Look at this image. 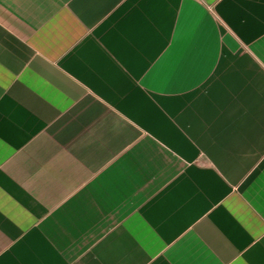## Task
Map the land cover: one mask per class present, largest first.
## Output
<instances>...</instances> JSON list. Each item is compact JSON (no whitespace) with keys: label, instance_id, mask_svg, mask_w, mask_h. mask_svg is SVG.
<instances>
[{"label":"crops","instance_id":"0c3cea01","mask_svg":"<svg viewBox=\"0 0 264 264\" xmlns=\"http://www.w3.org/2000/svg\"><path fill=\"white\" fill-rule=\"evenodd\" d=\"M0 264H264V0H0Z\"/></svg>","mask_w":264,"mask_h":264}]
</instances>
